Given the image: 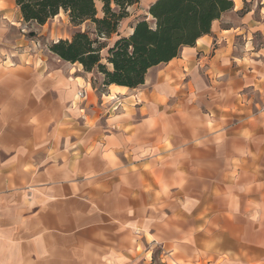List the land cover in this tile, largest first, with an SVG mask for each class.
Wrapping results in <instances>:
<instances>
[{"label":"clouds","instance_id":"obj_1","mask_svg":"<svg viewBox=\"0 0 264 264\" xmlns=\"http://www.w3.org/2000/svg\"><path fill=\"white\" fill-rule=\"evenodd\" d=\"M90 2L94 9L104 7L101 0ZM161 2L132 0L131 6L126 4L122 10L116 0H109V7L118 17L114 22L108 21L110 28L104 27L105 12L100 10L79 19L74 17L76 27L69 26L66 34L58 29L55 38L44 35L42 26L49 15H55L58 5H68L66 0L23 3L26 9L39 6L43 14L34 17L39 25L36 32H25L23 36L34 55L27 50L18 55V51L0 49V57L4 58L0 64V152L6 157L0 162V182L7 180V187L12 189L11 195H0V264H105L110 249L100 245L120 231V221L115 219L118 213L134 215L131 194L136 189L148 190L144 180L151 183V178L145 176L146 170L155 174L161 168L178 166L173 132L199 121V116L191 114L199 111V105L193 109L189 105L197 101L200 92H211L212 103L219 102L221 106L231 107L237 97L244 105H254L258 115L245 108L247 118L243 123L247 127L243 139L256 143L259 129L264 128V88L259 90L258 100L255 90L252 99H245L240 93L255 84L257 77L264 81V75L255 72L239 86L230 76L226 83L221 80L223 86L216 83V78L226 75L219 68L231 67L235 62L230 59L232 43L225 47L226 40L233 41L239 35L244 48L253 51L252 40L259 26L252 27L250 22L256 17L264 19V0H226L227 7L218 0H168L180 9L169 14L155 11ZM49 5L51 11L47 10ZM25 20L32 22L27 16ZM113 33L115 39H110ZM202 39L204 45L198 47ZM185 48L191 49L186 63L169 67L173 58H184ZM254 54L264 57V49ZM247 63L251 65L253 61L249 59ZM206 65L212 66L211 87L200 75L207 74ZM173 66L176 71L182 68L183 75L178 80L166 78L165 84L157 83V72ZM260 67L264 69V64ZM188 76L194 85L191 92L183 83ZM33 80L37 83L33 84ZM42 82H48L43 89ZM114 86L125 91L113 95ZM125 98L142 103L145 111L139 122L131 111L123 116L111 113L115 104ZM169 99L181 103V107L171 111ZM232 110L236 111L234 107ZM79 120L85 123L81 126ZM74 128L81 131L75 132ZM90 133L97 138L93 139ZM73 136H77L75 141ZM145 136L159 138V143L168 147L164 153L139 147ZM18 144L31 145L39 160L31 155L18 159L26 151L17 150ZM105 153L110 154L107 160ZM247 154L255 155L251 151ZM93 160L98 170L82 166ZM125 161L130 163L126 165ZM39 167L45 169L42 175L48 181L55 177L57 185L67 184L69 189L83 177L80 192L91 205L89 211L77 210L82 199L78 192L53 196L49 188V194L34 193L25 199L15 181L20 180V185L27 187L25 181ZM183 176L187 190L191 176ZM130 177H135V185ZM176 187L173 181L163 190L154 186L151 191L159 190L163 196ZM239 191L246 198L243 211L237 203L240 197L217 210L195 189L191 192V206L180 204L175 209L193 221L199 220L187 233L175 229L182 237L172 242L173 256L180 253L176 264L181 258L184 264H198L201 258L214 259L216 252L211 245L202 247L192 258L179 247L184 244L196 248L198 238L212 236L213 231L231 233L251 249H241L235 260L226 264H264V180L253 175ZM42 214L51 219L46 223ZM175 219V214H165L157 223L167 229ZM114 223L115 230L109 232ZM146 230L150 231L148 225L135 234L120 233V237L135 244L141 239L139 233ZM159 234L158 230L153 238L158 239Z\"/></svg>","mask_w":264,"mask_h":264},{"label":"crops","instance_id":"obj_2","mask_svg":"<svg viewBox=\"0 0 264 264\" xmlns=\"http://www.w3.org/2000/svg\"><path fill=\"white\" fill-rule=\"evenodd\" d=\"M250 24L252 27L259 26L252 40L253 51L250 52L244 48V41L239 35L235 36L233 41L226 40L224 42L225 47L232 43L230 59L235 60V62L232 63L231 67L219 68V71L224 72L226 75L223 78L217 77V84H221V80L226 83L228 76H230L235 85L239 86L243 85L246 80L251 79L255 75V72H261L264 75V69L260 67L264 64V57L258 58L254 54L264 49V35H261V33H264V19L256 17ZM69 26L71 24L68 17L60 11L58 15L42 26L43 34L55 38L58 35V29L66 34ZM37 27L39 25L35 23L23 21L15 0H0V49L18 51V55H23L24 51L27 50L29 55H34L31 45L23 39V36L25 32L35 33ZM224 35H227V30ZM110 39H115V34ZM203 45L204 40L202 39L198 42L197 46ZM190 52L191 49L185 48L183 53L184 58L179 60L173 58L169 67L172 64H185L190 56ZM249 59L253 61V64L247 63ZM3 63L4 58L0 57V64ZM205 67L208 69L207 74L205 75L201 72L200 75H202L205 84L211 87L213 83L212 66L206 65ZM40 71H43V68ZM182 75V68L180 71H176L175 66H173L170 69L158 71L156 82L165 84L166 78L178 80ZM191 80L192 77L188 76L183 81L189 92L194 87L191 84ZM256 81L255 84L244 87L240 96H244L245 99H252V93L255 90L258 100L261 95L259 90L264 88V81H261L260 77H257ZM32 82L33 84L37 83L35 80ZM47 83H40V87L42 89L45 88ZM221 86L223 85L221 84ZM118 91H125V89H117L114 86L113 95ZM197 95V101L189 105V109L195 108L197 104L199 105V111L191 113L194 116H199V121L181 126L173 132L178 166L175 169L170 167L161 168L155 174L146 170L145 176L151 178V183H149L148 179L144 180V184L148 190L141 192L136 189L131 194V207L134 215L129 216L127 212L118 213L115 219L120 221V231L100 245L110 249L109 253L105 255V264H132L134 261H138V264H143V261L146 263L143 259H147L148 255L151 256L155 247L162 248L161 257L165 264H176V258L180 256V253H177V257L173 256L172 242L174 240L179 241L182 237L180 232H176L175 229L179 228L181 232L187 233L191 225L199 223V220L193 221L191 217H187L182 212L175 211L180 204L191 206V192L193 189L199 192L202 198L207 200L213 209L217 210L233 203V198L240 197L237 203L240 204L241 211H243L246 206V198L239 189L251 181L253 175L258 180H264V135H262L264 134V128L259 129L255 144L243 139V135H245L243 130L247 127L243 123L247 118L245 108H251L253 114L258 115L255 112L254 105H244L240 102L239 97H237L231 107H226L221 106L219 102L213 104L211 92H200ZM153 99L155 100V97ZM113 103L115 104V102ZM167 103L172 106L171 111H177L181 107V103H177L173 99H169ZM159 107L160 105H158ZM233 107L236 111L232 110ZM127 111H131L134 114L136 122H139L145 109L142 103L137 100L125 98L120 104H115L111 113L123 116ZM78 123L82 126L85 121L79 120ZM100 124L103 125L104 121L101 120ZM153 126H155V123H153ZM61 131L65 130L62 129ZM73 131L80 132L81 130L80 128H74ZM84 131H87V129H84ZM221 133H223V136H221ZM90 135L93 139L97 138L95 133H90ZM80 138H83L82 133ZM76 139L77 136L72 137L73 141ZM138 146L155 148L160 153H164L168 147L166 143H159V138L147 136L141 137L140 145ZM16 148L17 150L20 148L26 150L18 159H27L31 155L34 160H39V154L33 153L31 145L18 144ZM249 151L255 155H248ZM104 156L107 160L110 154L105 153ZM3 159H6V157L3 152H0V162ZM150 159H156V157H150ZM129 163V161H125L126 165ZM157 163H159L158 160ZM82 166L91 167L93 171L98 170L95 160L89 161L87 165ZM193 169L195 171H192ZM44 171L43 167L35 169L30 179L25 181L27 187H22L20 180L15 181L25 199L31 197L34 193L44 192L45 194H49L47 193V189L49 188L52 189L50 195L53 196L57 194L63 195L68 192H78L82 199L78 204L77 210L82 212L89 211L91 205L87 202V197L84 196V193L80 192V183L84 182L83 177L78 178L79 182L75 184V187L69 189L67 184H62V186L57 185L55 177L52 181H48L47 176L42 175ZM184 173H188L191 176L187 190L183 187ZM237 176L240 179H234ZM173 181L177 187L166 192L163 196L159 190L151 191L154 186H159L163 190ZM130 182L134 185L137 183L135 177H130ZM7 184V180L0 182V195H11L12 189H9ZM121 206H123L122 203ZM41 207H44L43 203ZM165 214L168 217H172L174 214L176 216L175 220L170 221L167 229L162 228L161 224L157 223L160 217ZM43 218L46 223L51 219L50 215L43 216ZM145 225H148L150 231L140 232L141 239L135 244L120 237V233L135 234L138 229L145 227ZM115 228L114 223L109 226L108 231L113 232ZM158 230L160 233L159 238H153L156 236ZM241 235L246 234L241 232ZM208 245H211L215 250V258H201L198 264H226V261H234L236 258L235 254L239 253L241 249L251 250L247 245L241 244L234 239L231 233H219L216 231H213L212 236L198 238L196 248L184 244L179 245V247L184 249L185 256L192 258L195 252ZM180 264H184L183 258H181Z\"/></svg>","mask_w":264,"mask_h":264},{"label":"trees","instance_id":"obj_3","mask_svg":"<svg viewBox=\"0 0 264 264\" xmlns=\"http://www.w3.org/2000/svg\"><path fill=\"white\" fill-rule=\"evenodd\" d=\"M25 0H15V4L22 16V19L24 22H28L25 20V17H30L32 18V23L36 24V21L34 17L42 15L43 13L40 10L39 6H36L31 9H26L24 7ZM103 3L104 7L102 9H94L93 5L91 4L90 0H66V3L68 5H58L56 9L55 15H49L47 19L44 21V24L49 21L50 19L54 18L56 15L59 14L60 11H62L66 16L68 17L69 23L73 28L76 27L75 24H73V18L75 17L76 19H79L80 16H85V15H92L93 13H98V11L102 10L105 12V23L104 27L110 28L111 25L108 23L109 20L115 21L118 19L117 16H115L109 7V0H101ZM219 4L222 6L227 7V2L226 0H218ZM116 3L120 6V8L123 10L125 8V5L131 6L132 0H116ZM51 5L48 7V11H51ZM179 6L174 3H169L168 0H162L161 4L158 6V8L155 11H158L162 14H169L173 13L175 11H178ZM43 24V25H44ZM113 33L112 35H114ZM111 38V37H110Z\"/></svg>","mask_w":264,"mask_h":264},{"label":"rangeland","instance_id":"obj_4","mask_svg":"<svg viewBox=\"0 0 264 264\" xmlns=\"http://www.w3.org/2000/svg\"><path fill=\"white\" fill-rule=\"evenodd\" d=\"M162 248L160 247H155L154 250L152 251V254L151 256L148 255L147 256V259H143L145 260L146 263H144L143 261V264H165L164 261H163V258L161 257L162 255Z\"/></svg>","mask_w":264,"mask_h":264}]
</instances>
